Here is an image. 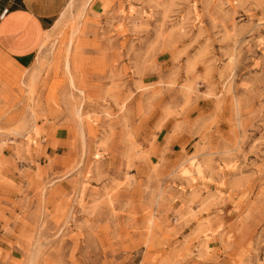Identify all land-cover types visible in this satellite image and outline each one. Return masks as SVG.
<instances>
[{
	"label": "rangeland",
	"instance_id": "1",
	"mask_svg": "<svg viewBox=\"0 0 264 264\" xmlns=\"http://www.w3.org/2000/svg\"><path fill=\"white\" fill-rule=\"evenodd\" d=\"M69 1L0 52V264H264V0Z\"/></svg>",
	"mask_w": 264,
	"mask_h": 264
},
{
	"label": "crops",
	"instance_id": "2",
	"mask_svg": "<svg viewBox=\"0 0 264 264\" xmlns=\"http://www.w3.org/2000/svg\"><path fill=\"white\" fill-rule=\"evenodd\" d=\"M69 0H0V52L28 69Z\"/></svg>",
	"mask_w": 264,
	"mask_h": 264
},
{
	"label": "bare ground",
	"instance_id": "3",
	"mask_svg": "<svg viewBox=\"0 0 264 264\" xmlns=\"http://www.w3.org/2000/svg\"><path fill=\"white\" fill-rule=\"evenodd\" d=\"M68 6H71V1H69ZM62 16V15H61ZM46 39H48V33L46 35Z\"/></svg>",
	"mask_w": 264,
	"mask_h": 264
}]
</instances>
